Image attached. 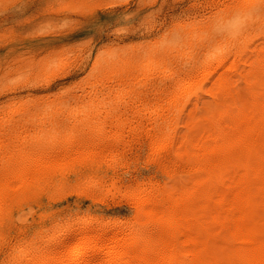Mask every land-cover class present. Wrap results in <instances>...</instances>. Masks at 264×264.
Listing matches in <instances>:
<instances>
[{
    "label": "rangeland",
    "instance_id": "374dc122",
    "mask_svg": "<svg viewBox=\"0 0 264 264\" xmlns=\"http://www.w3.org/2000/svg\"><path fill=\"white\" fill-rule=\"evenodd\" d=\"M255 1L257 0H0V127H2L0 128V140L3 139V142L6 141L4 142V146H2V140L0 141V153H2L3 151L6 153V155L4 152L0 155V158L2 156H6V159L3 157L2 159H0V165L2 166H0V169L2 170L7 164H10L7 166L9 167L8 169L10 171H12L11 168H14V172L21 171L24 167H26L27 163H29L28 158L27 160H23L21 158V154H24L23 156H31L32 153L33 155L31 156V158H33V156L35 157V155L40 156L41 154L42 156L40 157H43L45 159L48 158V161L52 160L50 162L52 163V165H58L57 171L52 178L41 180L37 183H29L27 189H25L26 191L24 190L22 194L19 195L14 201H9L2 205L3 207L1 206L0 217L3 218H1L2 220H0V264H26L27 262V264H29V262L31 264L33 261L32 258H34L32 264H34V262L36 264L39 263L40 261H42L40 259L42 258V256L50 254V252L55 249V246L53 244L54 242H52L51 244V241L54 240L55 236L61 233V231L66 226L73 225V222H75L76 225L81 224V226H84L88 220H93V223L95 222L94 226H96V224L98 226L106 223L107 225L111 227L113 226L115 228L119 223L120 225H118V229H121L122 227L124 230L123 231L121 229L123 233L126 231L125 228H128V225L130 224H134L135 228L137 229V221H139L137 220V217L138 219H140V214H138V210L133 203V197L135 196L138 189L148 187H150V189H153L156 187V189L166 192L165 195L169 196L170 198H172L171 195H173V198L177 199L180 198L181 193V195H183L184 192L187 191L188 186H193L196 175L190 174L182 170V168H179L178 170L177 168L174 169L171 166L165 168L159 163L158 160L155 161V159L153 158L154 149L152 148V146L154 145L153 147L155 148L158 143L157 139L156 142L154 140L153 142L151 140L152 138L146 139L147 141L144 140L145 138H147V136L150 135V133L153 134L155 132L152 128L153 126L151 125V129L148 122L146 121L151 117H153V119L158 117L159 121L161 118L162 121L169 116L168 118H172L171 121H174L177 125H174L173 128H171L172 126L169 127V129H167L168 132H165L166 129L161 130L162 135L159 136L164 137L166 133H171L176 138V141H178V143L182 138V140L180 141V144L182 145V142L185 138L187 139L188 137H191V135L192 137H197L200 133L209 131V129L212 128L211 118L215 115L219 116L221 114V112L224 110L223 105L233 103V110L236 111L238 110V106L243 107L244 104L246 105L247 103L252 102V92H259L261 90V84L257 79H246L248 77L244 75H246V73L247 75L249 74V69L247 72V69H245L241 74L231 73L229 75L227 80L228 82L226 81L225 85L230 89L234 96H231V99L227 101L224 98L221 85H218L217 79H215L216 77H209L207 74H205L208 72V70H206L208 68L207 64L200 65L198 61L195 62L192 66L180 70L178 68L179 64L175 62V59L179 58L190 60L191 57H195L196 54L198 57H203L205 55L209 56L210 59L213 58V60L219 58L220 56L222 57L224 54L227 57L231 58H233L232 56L236 57V55L241 54L246 55V57L252 55L249 48L257 45L258 43H264V23L262 24L263 21L258 20V22L260 23L259 26H252L249 24V28L241 33H239L238 31L234 32L235 30L231 27L230 30L228 28L229 25L233 26L234 22H236V24L242 25L248 24V22H250L251 19L254 18L253 15L251 17H247L244 15L238 16L237 14L241 11L244 5H250L252 3L254 4L256 3ZM257 16L255 18H257ZM229 17H231V23H228ZM258 18L263 20L264 12L261 13V17ZM233 19H239V21H232ZM221 23H223L224 26L226 25V29L224 31L219 30V26L222 25ZM223 25L222 29H224ZM232 39L234 40L233 43L230 41ZM197 43L198 46L196 45ZM238 45H240L241 49H239ZM212 53L214 54V56ZM156 61H159L160 68L158 69V71L160 72H162V70L166 68L177 71V73L179 72L180 74L182 73L181 82L183 84L179 82L177 85L172 83L173 86L167 84L166 86L163 85L159 87V83L154 80L152 76L154 72H157ZM197 64L199 65L197 66ZM93 66H95L96 71H92ZM111 69H113L114 71H116V69H118L117 71L123 70V73L125 74L121 72L119 73L117 71L114 72ZM243 69L244 68H242V70ZM261 70L262 67H260V70H256V72ZM104 72H106V74ZM114 73H118V75H115ZM131 75H133L134 78L133 76L131 77ZM190 75L191 78L194 77L195 79L193 78L194 80H191ZM103 79V83L107 85H105L106 88L104 87L106 90L104 88H101L102 86H104V84H102ZM98 84H100V86H98ZM174 85L177 87L175 88ZM185 85L187 86V88L189 86L190 90H187ZM179 87L181 88L179 89ZM161 90L163 93L161 92ZM103 92H105L106 94ZM156 94L157 96H155ZM176 94H178V96ZM106 95L108 96V98ZM115 95H117V97H115ZM123 95L124 97H122ZM109 96L111 98L113 96V98L117 102L113 100V98L110 99ZM232 97L235 98L233 99ZM249 97L250 99L247 101ZM118 98H120V103L118 102ZM156 98H158L157 101ZM95 99L97 101H100L97 102ZM101 99L103 107L100 104ZM104 99L107 101H105ZM186 99L187 101H185ZM173 100L174 102L172 103ZM145 101H147L148 103L150 102V104H152L154 108L152 107V105L150 107V104H147ZM213 101H215V103ZM220 101L222 105L219 104ZM90 102H92V105L89 106ZM216 102L219 106L216 104ZM154 103H156V106ZM163 103H166V105H164ZM120 104H124V106L126 104V107H121ZM94 105H97L96 108H100L99 111L101 110L100 112H97V109V111H93L94 114L92 115L94 116L96 112L98 113L96 114L98 115L96 116L97 118L99 117L101 120L106 119L105 117L107 116L108 112L110 116L113 113L115 117L108 116L106 120H103V124L99 121L96 122L98 120L97 118L96 121H93L95 120V117L90 114V111L92 113V110L95 109ZM129 105H131L132 108ZM132 105L135 106L133 107ZM169 105L170 107H168ZM48 106H51V108L49 109ZM83 106L85 107L83 108ZM88 106H92V108L89 109ZM99 106H101L102 108ZM119 106L122 109H125V111L129 110L128 107H130V110L129 112H123L122 109L120 110ZM47 107L49 110H47ZM116 107H119V109ZM159 107L161 108V112L158 111L160 109ZM143 108H146V110H151L152 113H149L150 111L145 112L146 110H144ZM70 109L72 111H70ZM85 109H87V112H85ZM166 109L167 111H165ZM152 110H154L155 112ZM116 111H118V113H122L118 114L116 113ZM134 111H138L139 113L135 112L134 114ZM45 112H50V114ZM101 112L102 114L104 113L103 116H99L102 115ZM158 112L159 115H157ZM188 112L190 114H188ZM51 113H53L52 117ZM57 113H59V115ZM77 113L80 114L79 118L77 116ZM87 113H89V115H86ZM124 113H127L128 116ZM136 113H138V116L142 117V120L139 119V117L137 118ZM143 113L146 115H144ZM164 113L166 118H164ZM171 113L172 116L170 115ZM175 113L177 115H175ZM46 114L48 117L47 120L46 118H44L46 117ZM62 114L64 116H67V118L62 116ZM105 114L106 116H104ZM121 114H123L126 118ZM132 114L134 117L131 116ZM150 114H152L153 116ZM207 114L209 117H206ZM154 115L157 116L155 117ZM84 116L91 117H87L85 121ZM121 116L126 119L123 121H127L128 124H126L127 122L125 123L121 120L123 119ZM143 116H145L144 119L148 118L145 121L146 123L143 122ZM56 117L62 119L59 120ZM63 117L64 119H66L63 120ZM71 117H76L74 121L77 120L75 122L72 120L73 124L70 121ZM80 117L81 120L84 121H81ZM131 117L135 119H131ZM9 118L10 124L12 123V121H14V124H9ZM49 118L51 119L49 120ZM88 118L93 120L88 121ZM55 119L58 120L59 123H57ZM117 119L120 123L122 122V124H125H123V126L122 124L121 126L116 125L115 123L117 122ZM127 119H129L130 121ZM135 120L137 121V123L138 121H141L140 126L139 123L137 124ZM60 121L61 124H63L62 128L60 126L58 127ZM80 121L85 123L88 122L84 125L85 129L82 128V124L84 123L81 124ZM108 121L113 122V124L110 123L112 127L109 126ZM92 122L93 124L90 125ZM105 122H107L106 124H108L107 127H110L109 129L105 126ZM191 122L193 124H191ZM70 123L72 124V128L68 131L66 127H69ZM130 123L134 125L132 126L130 125ZM88 124L91 126V128ZM97 124L100 127H98ZM114 124L116 125V128L114 127ZM143 124L144 126H142ZM74 125H78V129H76L77 127ZM96 125L97 129H106V132H103L99 129L98 132V130L96 129ZM103 125L105 129L102 128ZM146 125L147 128L145 127ZM73 126L77 131L73 129ZM148 127L150 128V130L148 131L149 135L146 134ZM50 128L53 129L51 130ZM112 128L113 131L115 129V134L111 130ZM170 128L172 130L171 132ZM65 129H67V131H65ZM143 129L144 132L142 131L141 133V130ZM53 130H58V134L56 133L55 135ZM78 130L80 131L78 132ZM135 130H137V132L139 133H137ZM151 130H153L154 132ZM50 131H52L56 137ZM70 131H74V133L76 132L78 136H76V134L72 132L70 133ZM95 131L96 133L98 132V136H93ZM118 131L120 133L123 132L121 135L120 133L117 134L119 135V137L124 136L123 140L120 137L121 141H118V139H114L116 137L118 138V136L116 135V132L118 133ZM64 132H66V136ZM101 132L104 133V135L102 134L103 136L108 137L107 140L106 137L104 139L103 136H100ZM108 132L111 135L110 138H112L114 141L112 142L113 144L116 140L117 143L114 144L115 146H113V144L110 142L112 140L109 138L110 135H107ZM111 132L116 137H114ZM134 132L136 133L134 134ZM67 133L71 135L69 136ZM79 133L82 136L80 137V140L78 139L80 136ZM84 133L87 135L89 134L88 136H91V139L88 136H85ZM45 134L49 135V137ZM126 134H129L130 136L128 135V137ZM139 134L140 136H142V138L139 136ZM144 134L146 136H144ZM163 134L165 135L163 136ZM168 134L166 136H170ZM2 135L3 137H1ZM6 135H9V137L6 138ZM40 135L46 140L45 143L43 142L44 139L41 138ZM44 135L46 138L44 137ZM52 135L55 138H57V136L59 135L61 140H54L52 138ZM67 135L70 137V139ZM27 136H29L30 138ZM12 137L14 138V140ZM63 137L64 140H62ZM73 137L75 138V140ZM136 137L141 138L142 140H138L136 139ZM27 138L32 140L31 143L29 142L30 140L26 141ZM66 138L70 141H68ZM81 138L83 139V141H86L87 139L86 142L84 141L86 146H88V143L90 144V142H92L90 145H93H89V147L92 149H90L89 147L87 148ZM96 140L100 144L102 143V145L105 144L108 149L104 145L105 147L101 146V151L99 149L101 147H96ZM38 141H41L44 146L46 145V148H50L49 151L47 149V151L51 154L50 158V154H48V152H45L46 148L41 147L43 145H41V142L39 144ZM53 141H55V143H53ZM150 141H152L153 143ZM68 142H70L72 145L70 143V145L67 144ZM26 143L29 144L28 147L26 146ZM106 143H108V145ZM110 143L112 145H110ZM123 144L124 146L128 145L129 147L126 146L124 148ZM24 145L26 146L25 151H28V153L26 152L28 155L24 153L25 151H22ZM36 145L39 146L40 149H38ZM56 145H59V150L63 149L60 153L59 150L56 149ZM35 146L39 151L36 150ZM66 146H70L71 149L67 148ZM78 146L80 152H78ZM83 146L84 148L86 147L87 151L83 148ZM60 147H62V149ZM103 147L105 148V150H103ZM115 147V150H119L118 153H121H116L117 151L114 150ZM150 147L153 151L149 149ZM4 148L6 149V151ZM80 149L83 151H81ZM93 149L95 151H92ZM96 149L100 151V154ZM125 149L126 151H124ZM40 150L43 152L41 153ZM108 150L113 151L108 152ZM11 151H13L12 153H14V156L11 155ZM35 151L37 153H34ZM84 151L89 152V154L84 153ZM90 151H92V154ZM104 151H106V153ZM29 152H32L31 155H29ZM51 152H54V154H56L52 155ZM81 152L84 154H82ZM94 152H96L97 156H95ZM112 152H115V154L117 155L121 154V156L117 157L116 155L115 157V154ZM68 153L70 154V156ZM79 153L82 155H80ZM9 154L11 155V157H9ZM99 155L103 157L101 158ZM105 155L106 158L104 157ZM112 155L114 159L111 157ZM58 156L60 158L59 160H56L58 159ZM68 156L69 158H67ZM85 156L86 159H84ZM52 157L54 158V161L56 160L57 163L59 161V164L53 162ZM61 158L64 160H62ZM9 159H15V161L11 160L12 162H10ZM65 159L68 160V162ZM72 159H74L75 161ZM3 160H5L6 162ZM20 160L23 161L21 162ZM16 161H19L17 163V167ZM4 162L8 163L5 164ZM23 162L25 163V165H23ZM60 162L62 163L60 164ZM11 163L15 164L11 165ZM64 163L67 164L65 165ZM70 164L72 165L69 166ZM21 166L23 168L20 169ZM184 175L187 176V178H184ZM129 181L130 183H128ZM187 182L189 185H187ZM94 184L97 188L94 186ZM114 184L115 186L113 187L112 185ZM153 184L156 186H154ZM182 184L184 189L182 188ZM180 185L181 189L179 187ZM128 186L131 192L127 190ZM136 186L138 187L136 188ZM79 187L81 189H79ZM122 187L124 189H122ZM86 188L89 190V193L87 192V190H85ZM135 188L136 191H134V194L133 189ZM118 189H120L121 191ZM125 189L128 192H126ZM97 190L100 192H97ZM94 192H96V195H98L96 196ZM125 192V197H123V193ZM169 193L172 194L170 195ZM102 194L105 195L103 196ZM130 194L131 196H129V200L126 195L128 196ZM118 196L124 198L123 201H120L122 198H119ZM2 214L3 216H1ZM100 218L101 221L98 220ZM146 219L145 221H147ZM151 219L153 221V218H150L148 220V223L151 221ZM126 225L127 227H125ZM55 226H57V228ZM115 228H113L112 230L114 231ZM51 236H53L54 238ZM39 248L41 250H39ZM48 249L52 250L49 251ZM28 255L32 258H29ZM24 256L27 259L24 258ZM35 259H37L38 262H36L37 260L35 261ZM13 260H15V262Z\"/></svg>",
    "mask_w": 264,
    "mask_h": 264
},
{
    "label": "bare ground",
    "instance_id": "6f19581e",
    "mask_svg": "<svg viewBox=\"0 0 264 264\" xmlns=\"http://www.w3.org/2000/svg\"><path fill=\"white\" fill-rule=\"evenodd\" d=\"M255 2L256 3H254V4L252 3L250 5L249 4L244 5V7L241 9V11L237 14L238 16L244 15L247 17H251L253 15L254 18L251 19V21L248 22V24H246V25L236 24V22H234V24H233L234 28H233V26L229 25V28H228L229 30L231 27L232 29L235 30V31L233 30L234 32L238 31L239 33H241V32H243L249 28L248 27L249 24L252 26H255V25L259 26L260 23L258 22V20L263 21L262 24L264 23V19L261 20L260 18H258V17H261V13L264 12V0H257ZM256 16H257V18H255ZM230 18L231 17L228 18V23H231ZM235 20L239 21V19H235ZM235 20L233 19L232 21H235ZM221 24L223 25V23H221ZM222 25L219 26L220 31L221 30L224 31L226 29V25L225 26L223 25L224 29H222ZM230 41L233 43L234 40L232 39ZM245 42H246V40H245ZM196 45L198 46V43ZM238 46H239V49H241L240 45H238ZM246 46H247V44H246ZM248 47H249V45H248ZM249 49L251 50L252 55H250L248 57H246V55H243L241 53H240L241 55H236V57L232 56L233 58L227 57L224 54L222 57L220 56L219 58L213 60V58L210 59L209 56L205 55L203 57H198L196 54L195 55L196 58L191 57L190 60L189 59H179V58L175 59V62H177L179 64L178 68L180 70L181 69L183 70L184 68H188L189 66H192L195 62H198V61H199L198 63L200 65L207 64L208 68L206 70H208V72L205 74H207L209 77H216L215 79H217L218 85L219 84L221 85L224 98L227 101H229L231 99L230 98L231 96H234V94L230 91V89L227 88L225 85L226 81L228 80V77L231 73L241 74L245 69H247L246 72L249 69V74L247 75V73H246V75H244V76L248 77L246 79H249V78L257 79L261 84V88H260L261 90L259 92L258 91L252 92V97H253L251 100L252 102L247 103L246 105L244 104L243 107L238 106V108H237L238 110H236V111L233 110L234 109L233 103H232L233 105L232 104L223 105L224 110L221 112V114L219 116L215 115L214 117L211 118L212 128H210V129L208 128L209 131H204V132L200 133L197 137H192V135H191V137H188L187 139L185 138L182 142V145H181L180 141L182 140V138L178 143V141H176V138L171 133L170 134L166 133V135L168 134L170 136H166L165 134H163V136L165 135L164 137L159 136V135H162L161 130L166 129L165 132H168L167 129H169V127L172 126L171 128H173L174 125H177L174 121H171L172 118H168L169 117L168 115H166V116H168L166 118L165 113H164V118H166V119H164L162 121H161V118L159 121L158 117L155 119H153V117H151L149 120L146 121V119H148V118L144 119L145 116H143V122L144 123L148 122L149 127L151 128L153 126L152 128L155 131L154 132L153 130H151L154 133L153 134L150 133V135H149L148 131L150 130V128L148 127L146 134L149 135L150 137L149 136H147V138L144 137L145 138L144 140H146L148 138L149 139L152 138L151 140L152 141L154 140L155 142L157 139V143H158V144L156 143L157 146L155 148L153 147L154 145L152 146V148L154 149L153 158L155 159V161L158 160L159 163L165 168L169 167V166L173 167L174 169L177 168V170L179 168H182V170H184L190 174L196 175L193 186L190 185V186H188V188L186 187L187 191L184 192L183 195H181L182 193L180 192L181 193L180 198H177V199L173 198V195H171L172 193L171 194L169 193L172 196V198H170L169 196L165 195L166 192H163L159 189H156V187L153 189L152 188L150 189V187L141 188V189H138V191L135 194L134 191H136V188L138 187V186H136V188L133 189V193L135 194V196L133 197V203L138 210V214H140L139 215L140 219H138V217H137V220H139V221H137L138 222V228L137 229L135 228L134 224L129 223L130 225L127 224L129 227L125 228L126 231L123 233L124 230L122 227H121V229L123 231L121 229H118V227H119L118 225H120L119 223L116 225L117 227L115 228L113 226L111 227V226L107 225L106 223L98 225V226L96 224V226H97L96 227V226H94L95 222L93 223V220L92 221L88 220L89 222L87 221L84 226H81V224L76 225L75 222H73L74 223L73 225L66 226L61 231V233H59L58 235L55 236V238L53 236H51L54 238V240L51 241V244H52V242H54L53 244L55 246V249L52 252H50V254L47 253L48 255L42 256V258H40L42 261H40L37 264H264V43L263 44L258 43L257 45H254ZM245 50H246V48H245ZM135 51H136V49H135ZM234 53H232V54H234ZM213 56H214V54H213ZM215 57H217V56H215ZM140 58H142V57H140ZM156 62H157V72H154L152 74V76H153L154 80H156L159 83L158 84L159 87H161L163 85L166 86L167 84H170L173 86L172 83L177 85L179 82H181V80H182L181 74L182 73L180 74L179 72L177 73V71H173V70L166 69V68L163 69L162 72H160V71H158V69L160 68L159 61H156ZM113 63H115V62H113ZM161 63H163V62H161ZM199 64H197V66ZM101 67H103V66H101ZM163 67H165V66H163ZM260 67H262V70L256 72V70H258V69L260 70ZM242 68H244V69L242 70ZM99 69H101V68H99ZM94 70H95V66L92 67V71H94ZM103 70H105V69H103ZM111 70H113V69H111ZM117 70L118 69H116V71ZM123 70L117 71V72L123 73ZM116 71H114V72H116ZM104 73L106 74V72H104ZM116 74L118 75V73H116ZM123 74H125V73H123ZM129 74H131V73H129ZM203 74H204V72H203ZM111 75H113V74H111ZM132 76L133 75H131V77ZM200 76H201V74H200ZM133 78H134V76H133ZM190 78H191V75H190ZM193 78H191V80ZM136 80H139V79H136ZM243 80H244V78H243ZM86 81H87V79H86ZM98 81H96V82H98ZM103 82H104V79L102 80V84H104ZM94 83H95V81H94ZM194 83H196V82H194ZM252 84H254V83H252ZM105 85L106 84H104V86L101 85L102 86L101 88L102 89L104 87L106 88L107 85L106 86ZM98 86H100V84H98ZM185 86H184V88H185ZM176 87L177 86H175V88ZM180 88L181 87H179V89ZM186 88H187V86H186ZM187 90H190L189 86H188ZM152 91H153V89H152ZM136 92H137V90H136ZM161 92H162V90H161ZM103 93H105V92H103ZM213 94H214V92H213ZM120 95H122V94H120ZM176 95L178 96V94H176ZM176 95H175V98H176ZM155 96H157V94ZM172 96H173V94H172ZM180 96H183V95H180ZM115 97H117V95H115ZM122 97H124V95ZM136 97H138V96H136ZM161 97H163V96H161ZM107 98H108V96H107ZM109 98L112 99L113 96H112V98L109 96ZM127 98H125V99H127ZM158 98H156V101ZM214 98H216V97H214ZM91 99H89V100H91ZM119 99L120 98H118V102H119ZM187 99L185 101H187ZM249 99H250V97L247 99V101ZM113 100H115V99L113 98ZM121 100H123V99H121ZM83 101H85V100H83ZM99 101H97V102H99ZM105 101H107V100H105ZM128 101H130V100H128ZM153 101H155V100H153ZM109 102H107V103H109ZM142 102H144V101H142ZM145 102L147 104H150V102L149 103L147 101H145ZM173 102H174V100L172 101V103ZM179 102H180V100H179ZM213 102L215 103V101H213ZM217 102H219V101H217ZM217 102H216V104H217ZM91 103L92 102H90L89 106L92 105ZM122 103H123V101H122ZM166 103L165 104L163 103V104L166 105ZM169 103H171V102H169ZM100 104L103 107L102 99H101ZM110 104H111V102H110ZM126 104H128V103H126ZM126 104H125V106H124V104L123 105L120 104V105H121V107L122 106L126 107ZM154 104L156 106V103H154ZM160 104H161V102H160ZM219 104H221V101ZM108 105H107V107H108ZM136 105H138V104H136ZM151 105L152 104H150L149 106L151 107ZM172 105H174V104H172ZM96 106L94 107L95 109H93V110L91 109L92 110V113L90 111L91 115L94 114L93 111H95L96 109L98 110V111L96 110L97 112L101 111V110L99 111L100 108L98 109V107L96 108ZM101 106H99V107H101ZM129 106L131 107V105H129ZM132 106L134 107L135 105H132ZM149 106H148V108H149ZM48 107H49V109L51 108V106H48ZM48 107H47V110H49ZM80 107H82V106H80ZM84 107L85 106H83V108ZM119 107H116V108L119 109ZM121 107H120V110L122 109ZM130 107H128L129 110H130ZM152 107H153V105H152ZM168 107H170V105ZM90 108H92V106L89 107V109ZM146 108L145 109L143 108V109L146 110ZM235 108H236V106H235ZM82 109H80V110H82ZM141 109H142V107H141ZM85 110H86L85 112H87V109H85ZM108 110H110V109H108ZM114 110H115V108H114ZM122 110H123V112H126V111L129 112V110H126V111H125V109H122ZM136 110H138V109H136ZM160 110H161V108L158 111L161 112ZM50 111H52V110H50ZM70 111H72V110L70 109ZM148 111H150L149 113H152L151 110H149V109H147L145 112H148ZM152 111H154V110H152ZM165 111H167V109ZM97 112H96V114H98ZM135 112H138V111H134V114H135ZM159 112L157 115H159ZM45 113L50 114V112H45ZM116 113H118V111H116ZM119 113H122V112H119ZM130 113H131V111H130ZM138 113H136L137 118L139 117V119H141L142 117L138 116ZM176 113H175V115H177ZM51 114H52L51 115V117H52L53 113H51ZM57 114L59 115V113H57ZM75 114H76V111H75ZM96 114H95V116L92 115L93 117H95V120L92 119L93 121H96V118H97L96 116H98ZM101 114H102V112H101ZM103 114L99 115V116H103ZM106 114H107V112H106ZM106 114L104 116H106ZM166 114H168V113H166ZM188 114H190V113L188 112ZM73 115H71V116H73ZM79 115L80 114L77 115L78 118H79ZM86 115H89V113H87ZM121 115H123V114H121ZM125 115H127V113ZM144 115H146V114H144ZM150 115H152V114H150ZM157 115H154V116L156 117ZM170 115L172 116V113ZM62 116H64V115L62 114ZM108 116L113 117L114 115L112 113L110 116L109 112H108V114L105 118L107 119ZM131 116H133V114ZM207 116H208V114L206 115V117ZM64 117L67 118V116H64ZM64 117H63V120L66 119V118L64 119ZM81 117H83V116H81ZM81 117H80V120H81ZM87 117L90 118L91 116H86V117L84 116L85 121H86ZM124 117H122L123 119H121V118L120 119L122 121L126 120L125 119L126 117L125 118ZM133 117H131V119ZM44 118H46V120H47V118H48L47 114H46V117H44ZM56 118L59 119V117H56ZM75 118L76 117H71V120L69 118L68 119L72 122V120L74 121ZM84 118H82V119H84ZM89 118L87 119L88 121L91 120ZM50 119L51 118H49V120ZM61 119L62 118H60L59 120H61ZM97 119L98 120L96 122L99 121L100 123H102V122L104 123L103 120H106V119L101 120L99 117ZM112 119H114V118H112ZM129 119H127V120H129ZM133 119H135V118H133ZM8 120H9V124H10V118ZM56 121H57V123H59L58 120H56ZM75 121H77V120H75ZM81 121H84V120H81ZM81 121H80L81 124L84 123V124H82V128L85 129L84 125L88 122L85 123V122H81ZM96 122H95V124H96ZM123 122L126 123L127 121H123ZM131 122H132V120H131ZM140 122L141 121H138L139 126L141 124ZM12 123L14 124V121H12ZM12 123L10 125H12ZM16 123H18V122H16ZM44 123H46V122H44ZM48 123H51V122H48ZM100 123H98V124H100ZM106 123L107 122H105V124ZM110 123L113 124V122L112 121L109 122V126L112 127L110 125ZM117 123H119V124H117ZM125 123H123V124H125ZM136 123H137V121H136ZM60 124H61V121H60ZM60 124H58V127L60 126L62 128L63 124H61V125ZM72 124H73V122H72ZM72 124L71 123L69 124L71 126V127L69 126L70 128L66 127L68 129V131H69V129L72 128ZM78 124H79V120H78ZM92 124H93V122L90 125H92ZM102 124H100V125H102ZM115 124L121 126L122 122L120 123L117 119V122ZM123 124H122V126H123ZM126 124H128V122ZM191 124H193V123L191 122ZM199 124H200V121H199ZM90 125H89V127L91 128ZM97 125H96V129H97ZM116 125L114 126L115 128H116ZM130 125L133 126L134 124L130 123ZM74 126H76V125H74ZM74 126H73V129L75 131H77L76 129H78V127H77L78 125L76 126L77 127L76 129L74 128ZM105 126L107 127L108 124H106ZM125 126H127V125H125ZM142 126H144V124ZM185 126H184V128H185ZM86 127H87V125H86ZM98 127H100V126L98 125ZM128 127H130V126H128ZM145 127L147 128V125ZM0 128H2V127H0ZM61 128H60V131H61ZM102 128L105 129L104 125L102 126ZM130 128H132V127H130ZM141 128H143V127H141ZM171 128H170V132L172 131ZM57 129H59V128H57ZM67 129H65V131H67ZM94 129H95V127H94ZM80 130H82V129H80ZM80 130H78V132ZM99 130H101V129H99ZM99 130H98V132H99ZM105 130H101V131L106 132ZM111 130L113 131V128ZM57 131L58 130H56V131L53 130L55 135H56ZM86 131H87V129H86ZM96 131H95V133H96ZM114 131H115V129H114ZM114 131H113V133H114ZM120 131H123V130H120ZM135 131L137 132V130H135ZM139 131H140V129H139ZM142 131L144 132V129L141 130V133H142ZM194 131H193V133H194ZM50 132L53 133L52 131H50ZM71 132L74 133V131H70V133ZM98 132L96 134L94 133V135L93 134L92 135L95 136L98 134ZM136 132H134V134ZM162 132H164V131H162ZM0 133H1V131H0ZM54 133H53V135H54ZM80 133H79L80 136L78 138L79 140H80V137H82L81 136L82 133L81 134ZM113 133L111 132V134H113ZM119 133H120L119 131H118V133L116 132V135ZM122 133H120V135ZM132 133H133V131H132ZM137 133H139V132H137ZM64 134L66 136V132H64ZM67 134L69 136L71 135L69 133H67ZM74 134H76V136H78V134L76 132ZM102 134L104 135V133L101 132V134H100L101 137L103 136ZM114 134H113V136L116 137ZM140 134H139V136H140ZM190 134H191V132H190ZM3 135L1 137H3ZM9 135L8 136L6 135L7 136L6 138H8ZM45 135H47V134H45ZM45 135H44V137H45ZM53 135H52V138L54 140L60 139L59 135H58L59 137L57 136V138H55L56 137L55 135H54L55 137H53ZM88 135L85 134V136H88ZM107 135L108 136L110 135L109 132ZM47 136L49 137V135H47ZM72 136H74V135H72ZM76 136H74V137H76ZM117 136H118V138L116 137L114 139H118V141H121V139L122 140L124 139L123 138L124 136H122V137L120 136L121 139H120L119 135H117ZM131 136H134V135H131ZM144 136H146V135L144 134ZM14 137H16V136H14ZM27 137H29V136H27ZM40 137H41V135H40ZM48 137H47V139H48ZM105 137L106 136H103L104 139H105ZM110 137H111V135L109 136V138ZM140 137L142 138V136H140ZM29 138H27L26 141H29L30 140ZM41 138H43V137H41ZM89 138L91 139V136ZM107 138L108 137H106V140H107ZM130 138H132V137H130ZM141 138L136 137V139H138V140ZM69 139H70V137H69ZM110 139L112 140V141L109 140L111 143L114 142L112 138H110ZM1 140L3 142V139H1ZM13 140H14V138H13ZM62 140H64V137ZM74 140H75V138H74ZM81 140L83 141L82 138H81ZM31 141L32 140H30L29 142L31 143ZM68 141H70V140H68ZM86 141H87V139H86ZM152 141H150V142H152ZM4 142H6V141H4ZM4 142H3L2 146H4V144H5ZM11 142H13V141H11ZM40 142L38 141L39 144H40ZM43 142L45 143L46 140L44 139ZM76 142H77V139H76ZM85 142H84V145H85ZM96 142H97V140H96ZM47 143H49V142H47ZM53 143H55V141H53ZM61 143H63V142H61ZM69 143L70 142H68L67 144H69ZM91 143L92 142H90V144ZM111 143H110V145L113 144V143L112 144ZM115 143H117L116 140H115ZM35 144H33V145H35ZM76 144H80V143H76ZM90 144L88 143V146H86V145L85 146L88 148ZM98 144H100V143L97 142V145ZM106 144L108 145V143H106ZM114 144H113V146H115ZM134 144H135V142H134ZM41 145H43V146H41ZM41 145H40L41 147L46 148V145L44 146V144L42 142H41ZM48 145H50V144H48ZM52 145H54V144H52ZM92 145H90V146H92ZM97 145H96V147H101V146H104L105 144L102 145V143H101L100 145H98V146ZM130 145H131V143H130ZM26 146L28 147L29 144L26 143ZM26 146L24 145L25 148L23 147V150H22L23 152L25 151ZM36 146H35V148H36ZM56 146H57L56 149L59 150V148H58L59 145H56ZM63 146H65V145H63ZM126 146H128V145H126ZM126 146H124V144H123L124 148ZM37 147H38V149H40L39 146H37ZM86 147L84 148V146H83V148L87 151ZM121 147H122V145H121ZM132 147H134V146H132ZM45 148H43V149H45ZM60 148L62 149V147H60ZM67 148H70V146H68ZM78 148H79V146L77 147V149ZM83 148H81V149H83ZM106 148H107V146H106ZM130 148H131V146H130ZM152 148L150 147L149 149L152 150ZM38 149L36 148V150H38ZM47 149L48 148H46L45 149L46 151L45 150L44 151L48 152L50 150V148L48 149V151H47ZM51 149H52V147H51ZM54 149H55V147H54ZM90 149H92V148H90ZM99 149L101 150L102 147ZM115 149H116V147L114 148V150ZM7 150H8V148H7ZM41 150H42V148H41ZM41 150H40V152L42 153L43 151H41ZM62 150H59V153ZM72 150H73V148H72ZM96 150H98V149H96ZM103 150H105V148ZM5 151H6V149H5ZM81 151H83V150H81ZM92 151H95V150L93 149ZM92 151H90L91 154H92ZM106 151H104V152L106 153ZM109 151H113V150H108V152ZM115 151H117V150H115ZM118 151L116 153H118ZM124 151H126V149ZM124 151H123V153H124ZM12 152L13 151H11V155L14 154ZM26 152L28 153L27 150L24 153L27 154ZM78 152H80L79 149H78ZM96 152H94L95 156H97ZM2 153H0V155ZM31 153L29 155H31ZM34 153H37V152L35 151ZM51 153H52V155L54 154V152H51ZM57 153H58V151H57ZM74 153H76V152H74ZM84 153L89 154V152H85V151H84ZM84 153H82V154H84ZM98 153L100 154V151ZM112 153L115 154V152H112ZM119 153H121V152H119ZM19 154H20V152H19ZM48 154H50V153L48 152ZM82 154H80V155H82ZM5 155H6V153H5ZM11 155L9 157H11ZM23 155L21 154V158L23 160H27V158H28L29 163H27L28 162L27 161L26 163L28 166L26 165V167H24V168L21 166L20 169L23 168L21 171L14 172V168H11V167L10 168L12 171H10L8 169L9 167H7L10 164H7L8 162L5 163L6 161L3 160V161H5L4 163L7 165L2 170L0 169V209H1L2 205H4L5 203H7L9 201L10 202L14 201L19 195H21L22 192L25 189H27L29 183H31V182L37 183V182H40L41 180H47L49 178H52L57 171L58 165L57 166L55 164H54L55 166L52 165V163H50L52 160L49 159L50 161H48L47 160L48 158L45 159L43 157H40V156H42L41 154H40V156L35 155V157L33 156V158H31L33 153L31 156H23ZM75 155H77V154H75ZM106 155L104 156L105 158H106ZM116 155L117 154H115V157H116ZM50 156H51V154L49 155V158H50ZM69 156H70V154H69ZM69 156L67 158H69ZM118 156H121V154L117 155V157ZM2 157L0 159H2ZM53 157H55V156H53ZM111 157L114 159L113 155ZM3 158L6 159V156ZM59 158L60 157L58 156V159H56V160H59ZM71 158H74V157H71ZM12 159H9L10 162L15 161V159L14 160H12ZM78 159H79V157H78ZM84 159H86V156L84 157ZM23 160H20V161L22 162ZM56 160L54 161V158H53V162H56ZM62 160H64V159H62ZM72 160H74V159H72ZM91 160H93V159H91ZM151 160H152V158H151ZM66 161L68 162V160H66ZM18 162L16 161V167H17ZM114 162H116V161H114ZM61 163L62 162H60V164ZM13 164H15V163H13ZM13 164L11 163V165H13ZM56 164H59V161H58V163L56 162ZM64 164L66 165L67 163H64ZM72 164H73V162H72ZM72 164H70L69 166H71ZM114 164H116V163H114ZM157 164H158V162H157ZM19 165H21V164H19ZM23 165H25V163ZM117 166H118V164H117ZM174 169H172V170H174ZM16 170H17V168H16ZM166 173H167V171H166ZM185 175H184V178H187V176H185ZM176 178H177V176H176ZM128 183H130V181ZM179 184H180V182H179ZM187 185H189L188 182H187ZM94 186H95V184H94ZM112 186L114 187L115 184ZM129 186H128L127 190H129L131 192V190L129 189ZM154 186H156V185H154ZM95 187H93V188H95ZM179 187L181 189V185ZM87 188L85 190H87V192H88L89 190ZM182 188L184 189L183 184H182ZM79 189H81V188L79 187ZM105 189H106V187H105ZM122 189H124V188L122 187ZM115 190H117V189H115ZM118 190H120V189H118ZM93 191H95V190H93ZM125 191H126V189H125ZM97 192H100V191L97 190ZM126 192H128V191H126ZM126 192L123 193L124 194L123 197H125ZM94 193L96 195V192H94ZM127 194H129V193H127ZM131 194L128 196L126 195V197H128L129 200H130L129 196H131ZM114 196H112V197H114ZM109 198H110V196H109ZM123 199L124 198H122L121 200L119 199V200L123 201ZM98 200H100V199H98ZM111 200H112V198H111ZM119 204H121V203H119ZM128 204H131V203H128ZM5 208H6V206H5ZM1 216H3V214ZM1 218H3V217H0V220H2ZM148 218L149 219L153 218V221L151 219L152 223H151V221L148 223V220H149ZM145 219L147 221H145ZM98 220L101 221V218ZM94 221H97V220H94ZM121 222H123V221H121ZM127 225L125 227H127ZM55 227L57 228V226H55ZM58 228H60V227H58ZM113 228H115L114 231L112 230ZM57 232H59V231H57ZM45 244H47V243H45ZM38 247H39V245H38ZM39 250H41V249L39 248ZM51 250H49V251H51ZM30 257L31 256H29V258ZM24 258H26V257L24 256ZM32 259L34 261V258H32ZM36 260L37 259H35V261ZM13 261L15 262V260H13ZM33 261H32V263H33ZM36 262H38V260ZM29 264H30V262H29ZM34 264H36V263L34 262Z\"/></svg>",
    "mask_w": 264,
    "mask_h": 264
}]
</instances>
